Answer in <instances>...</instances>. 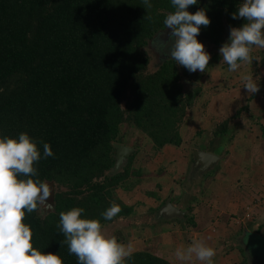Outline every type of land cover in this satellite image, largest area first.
I'll return each instance as SVG.
<instances>
[{
    "label": "trees",
    "instance_id": "16d2710c",
    "mask_svg": "<svg viewBox=\"0 0 264 264\" xmlns=\"http://www.w3.org/2000/svg\"><path fill=\"white\" fill-rule=\"evenodd\" d=\"M150 2L147 10L143 0H0V136L27 132L37 142L42 158L34 179L53 185V205L26 212L25 223L34 247L58 253L64 264L78 261L61 246L60 212L82 207L83 218L99 219L103 227L136 214L118 189L139 181L138 148L120 171H112L123 126L145 133L156 151L183 143L181 126L201 84L186 89L168 48L152 67L148 46L168 33L163 21L175 9L171 0ZM242 2L198 0L190 6L192 13L205 9L211 19L198 39L220 48L230 28L245 22L232 18ZM227 131L225 121L215 134ZM44 143L54 156L43 157ZM113 202L121 211L104 220L101 213ZM193 217H185L191 225ZM125 264L173 263L142 249Z\"/></svg>",
    "mask_w": 264,
    "mask_h": 264
},
{
    "label": "rangeland",
    "instance_id": "374dc122",
    "mask_svg": "<svg viewBox=\"0 0 264 264\" xmlns=\"http://www.w3.org/2000/svg\"><path fill=\"white\" fill-rule=\"evenodd\" d=\"M165 33L166 35L162 36L160 43H166L163 51L165 49L171 51L172 47L169 46V43L173 38H170L167 32ZM229 36L230 34L227 39ZM204 45L211 56L205 72H189L180 65L186 80L201 84V88L197 91L192 105L187 109V114L181 126V134L186 141L183 139L184 142L180 146L168 145L166 148L156 151L145 133L129 125L123 126L125 136L121 143L131 147L134 146V143L136 146L133 148H138L134 167L139 169L141 174L138 176L139 181L132 189L120 188L118 189V194L124 202L135 206L136 214L130 217H121L117 221L103 227V230L109 236L114 235L120 242L130 243L133 247V252L142 249L150 250L167 258L173 264H181L175 256V250L178 247L186 248L192 240L198 239V236L202 233L199 232L201 228L194 227V224L191 225L188 219L184 221H179L178 219L156 221L155 211H158L164 204V200L170 196L181 200L180 204L178 201V205H182L185 195L189 197L186 201L192 203V208L196 207L194 210L199 212L201 210L199 208V204L202 202L201 198H206L202 202L205 204L208 197L211 198L212 194L223 189L221 182L217 184L215 178L223 176L227 179L228 183L223 182L225 188L232 187L233 184L231 182L233 175H231V172L226 171L227 166H224V158L216 167L205 173L198 171L196 175H193V172L189 174L192 163L187 170L184 167V171H182V167H178V159L183 154L188 156L192 153L191 150L192 147H195L194 143L196 140L198 141L197 143L205 144L208 140L210 147L215 148L218 151L217 153L221 155L223 152L226 155L229 152H225L224 148L233 146L235 143L238 144V142L245 143V154L249 158L256 156L257 147L264 150V143L248 144L251 138L253 139L252 142L255 141V131L261 132L257 126L258 124L251 131L253 123L256 121L255 117L260 115L264 120V92L262 91V88H264V49L253 48V62L251 64H242L241 69L237 72H229L228 65L220 63L222 60L219 53L220 48L216 49L211 45ZM148 50L152 55V60L155 59L152 62V67L156 68L157 63H159L157 60L162 59V55H160L161 49L156 46V43H153L148 46ZM241 72L252 74L253 79L260 85L258 93L253 95L246 91L240 79ZM195 85L189 88L194 90L197 87ZM189 88L188 86L186 87V89ZM234 89L244 90V93L241 92L242 95L232 96L231 91ZM225 121L228 122V131L223 137L216 136V129ZM259 126L262 128L261 133L264 135V127H262L264 125L261 126L259 124ZM197 135H201L202 139L197 138ZM194 137L196 138L195 140ZM169 147L172 149H169ZM192 160L193 155L191 162ZM247 162L250 163L251 160L248 159L245 164ZM227 184L228 186H225ZM227 192L230 193V190ZM161 194L164 195V199L157 198ZM181 195L183 198H179ZM192 196L193 198L191 199ZM204 204H202L203 207ZM42 205L45 209L50 207L48 202ZM200 213H197L195 218H198ZM178 218L180 217L178 216ZM205 222L207 223V221ZM210 224L208 223L207 226ZM249 236H246V239H249ZM256 237H258L256 241L252 238L251 240L258 245L254 246V248L259 249L261 248L262 236L257 235ZM254 253L257 254L256 252ZM191 263L198 264L200 261L193 259L188 262V264Z\"/></svg>",
    "mask_w": 264,
    "mask_h": 264
},
{
    "label": "clouds",
    "instance_id": "9594fccd",
    "mask_svg": "<svg viewBox=\"0 0 264 264\" xmlns=\"http://www.w3.org/2000/svg\"><path fill=\"white\" fill-rule=\"evenodd\" d=\"M198 0H171L175 11L170 12L163 23L169 37H174L171 59L189 72H205L211 59L205 45L198 39L201 26L208 27L210 17L205 9L195 13L188 9ZM143 6L152 8L150 0ZM151 19V17H148ZM233 19L243 18L240 27H231L230 36L219 49L220 63L228 65L229 72H237L242 64L254 60L253 48L264 49V0H243ZM163 51L166 43L157 42ZM240 79L250 94L260 91V85L251 73L241 72ZM54 156L49 143L43 144V157ZM37 142L23 132L18 138L0 136V264H64L58 253L43 252L33 244V231L25 223V215L38 209L50 199L52 191L46 181L34 179L38 174L36 164L41 160ZM121 211L113 202L101 213L104 220H112ZM82 207L59 214L57 227L64 235L61 246L67 245L70 255L77 257L78 264H125L133 253L132 245L120 242L103 230L99 219L83 218ZM216 250L202 239H194L185 247H178L175 256L181 264L193 259L202 264H213Z\"/></svg>",
    "mask_w": 264,
    "mask_h": 264
},
{
    "label": "crops",
    "instance_id": "0c3cea01",
    "mask_svg": "<svg viewBox=\"0 0 264 264\" xmlns=\"http://www.w3.org/2000/svg\"><path fill=\"white\" fill-rule=\"evenodd\" d=\"M262 91L264 92V88H262ZM231 92L232 96L242 95L241 92L244 93V90L234 89ZM255 119L256 121H254L251 131L254 130L255 125L258 124L257 126L262 132V128L259 124H261V126L264 125L263 117L258 115ZM261 132L258 130L255 131V141L252 142L253 139L251 138L248 144L264 143V135ZM196 137L202 139L201 135H197ZM195 139L196 138L194 137V140ZM184 140L186 141V139ZM197 142L198 141L196 140L194 143L195 147H192L191 154L188 156L187 154H183L182 157L178 159V167H182V171H184V167L185 170H187L190 164L194 163L195 157L193 150L201 149L214 153L218 152L215 148L213 149L210 147L208 140L206 141V144ZM244 144L242 142H238V144L235 143L233 146L223 149L225 152L229 151L227 155L223 152L222 156L224 158V166H227L226 171L231 172V175H233V179H231V182H233L232 187H224L223 182L228 183V180L223 176L215 178V182L217 184L221 182L223 189H220V191L212 194L211 198L208 197L205 204L202 202L206 198H201L202 202L199 204V208L201 210H199V212L194 210L196 207L192 208V203L186 201L189 198L188 196L184 195L185 201L183 200L182 205H178V201L180 204L181 200H178L173 196L167 197L164 200L165 204L166 200L171 198L172 203L183 210L185 214L182 218V215L180 218L166 217L164 215L165 218L163 220L172 221L173 219H178L179 221H184L187 219L185 218L186 215L187 217H190L191 215L194 216V227H200L201 229L199 232H202L201 235L198 236V239L202 238L207 245L216 250V255L213 258V264H264V150L261 148L258 149L257 147L256 156L249 158L245 154L246 147ZM168 145H166L165 148ZM170 148L171 147H169V149ZM192 155L194 158L191 162ZM248 159H250L251 162H247L245 164ZM225 186H228V184ZM228 190H230V193L227 192ZM233 190H235L234 193ZM182 195L179 198H183ZM157 198L164 199L165 197L161 194ZM192 198L193 196L191 199ZM202 204H204V207ZM197 213H200L199 217L195 218ZM205 221H207V223ZM208 223H211V226H207ZM252 234L262 236V242H260L261 248H254V246L258 245L251 240V238L255 241L257 239ZM248 235H250L249 239H246V236ZM198 264H201V262Z\"/></svg>",
    "mask_w": 264,
    "mask_h": 264
},
{
    "label": "water",
    "instance_id": "95a60500",
    "mask_svg": "<svg viewBox=\"0 0 264 264\" xmlns=\"http://www.w3.org/2000/svg\"><path fill=\"white\" fill-rule=\"evenodd\" d=\"M115 146L117 148V153H116V162H115V166L113 168V172H118L120 171L123 166L127 163L129 156L135 151V148L123 144V143H115ZM193 154L194 157L196 158V163H203L205 166H215L216 164L219 163V161L223 158L222 155L214 153V152H210V151H206V150H201V149H195L193 150ZM51 197L54 194V187L53 185H51ZM49 206L53 205V202L51 199H49L48 201ZM160 212L165 215L166 217H178L181 215H184L185 212L183 210H181L180 208H178L177 206H175L172 203L171 198H168L165 202V204L160 208ZM251 233V232H250ZM255 238L256 235L252 234Z\"/></svg>",
    "mask_w": 264,
    "mask_h": 264
},
{
    "label": "flooded vegetation",
    "instance_id": "af4514ba",
    "mask_svg": "<svg viewBox=\"0 0 264 264\" xmlns=\"http://www.w3.org/2000/svg\"><path fill=\"white\" fill-rule=\"evenodd\" d=\"M164 54V55H163ZM160 55H162V59H163V57H165L167 54H165V52L164 51H161V53H160ZM167 57V56H166ZM162 59H160V60H157L159 63H161V61H162ZM153 61H155V59L154 60H152V62ZM159 63H157V65L159 64ZM153 64V63H152ZM186 84H185V86L187 87L188 86V88L189 87H191V86H193L195 83L194 82H192V81H190V80H186L185 79V81H184ZM194 158V157H193ZM196 162V158H195V160H194V163L193 164H191V170H190V172H193L192 174L193 175H196L197 173H198V171L200 172V173H205V172H207L208 170H210L211 168H213L214 167V165L211 167V166H205L203 163H201V162H199V163H195ZM187 216V215H186ZM155 217H156V221L158 220H163L165 217H164V215L162 214V213H160V208L158 209V211L156 210L155 211ZM180 217V216H179ZM183 217V215L181 216V218Z\"/></svg>",
    "mask_w": 264,
    "mask_h": 264
}]
</instances>
